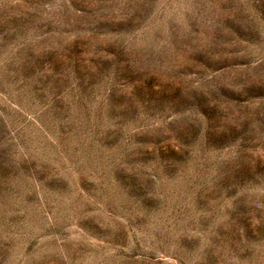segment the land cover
Returning a JSON list of instances; mask_svg holds the SVG:
<instances>
[{
	"label": "rangeland",
	"instance_id": "rangeland-1",
	"mask_svg": "<svg viewBox=\"0 0 264 264\" xmlns=\"http://www.w3.org/2000/svg\"><path fill=\"white\" fill-rule=\"evenodd\" d=\"M0 264H264V0H0Z\"/></svg>",
	"mask_w": 264,
	"mask_h": 264
}]
</instances>
